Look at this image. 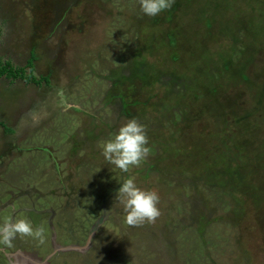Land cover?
Here are the masks:
<instances>
[{
    "label": "rangeland",
    "instance_id": "1",
    "mask_svg": "<svg viewBox=\"0 0 264 264\" xmlns=\"http://www.w3.org/2000/svg\"><path fill=\"white\" fill-rule=\"evenodd\" d=\"M31 57L47 83L0 77V225L42 233L0 245V264H264V0H174L156 17L138 0H0V60ZM223 62L258 73L257 93L223 88L238 106L210 123L189 91ZM131 117L150 151L121 173L98 142ZM125 176L157 192L152 222H123Z\"/></svg>",
    "mask_w": 264,
    "mask_h": 264
},
{
    "label": "clouds",
    "instance_id": "2",
    "mask_svg": "<svg viewBox=\"0 0 264 264\" xmlns=\"http://www.w3.org/2000/svg\"><path fill=\"white\" fill-rule=\"evenodd\" d=\"M174 0H138L139 11L147 17H156L172 7ZM34 61V60H33ZM145 126L135 117L128 118L109 137L99 141L98 147L104 161L127 173L149 154ZM114 196L121 205L123 222L129 226L152 222L159 216V196L153 189H142L132 176H125L118 184ZM42 230L24 217L0 225V245L11 247L17 236L41 237Z\"/></svg>",
    "mask_w": 264,
    "mask_h": 264
},
{
    "label": "trees",
    "instance_id": "3",
    "mask_svg": "<svg viewBox=\"0 0 264 264\" xmlns=\"http://www.w3.org/2000/svg\"><path fill=\"white\" fill-rule=\"evenodd\" d=\"M231 57L232 56H229V59L227 61V62H229L228 64L229 65L237 64L238 63V62H236L237 60H234ZM169 59L172 61L178 60L177 58H172V57ZM33 60H34L33 57L29 58L26 61L24 67H13L9 62H2L0 60V77H4L10 81L20 80L24 83H32L35 85H38L41 81L47 83L48 82L47 78L37 79L33 75V70H34ZM227 62H223V74H222V76H217V77H220L218 82H217L216 77L214 80L207 79L206 77L203 79V77H202L203 80L201 79L200 81H197V85H195L196 82L194 81L195 87H192L193 91L192 90L189 91V92H194L193 95L189 96V97H191L190 102H192V101L197 102L198 112L196 115L207 116L210 123H211V117L213 116V114H215V113L226 114V113H228V110H234L235 107L238 106L237 98L239 97V95L237 98L235 97V98H233V100H230L228 98L225 99L224 97H221L219 95V92L223 88H226L230 85H233L234 83H241V84L242 83H245V84L248 83L246 76L243 75V71L245 70V66H244V69L241 72H239V70H238L239 67L237 69L232 68L231 66H230V68H227L226 67ZM176 66H177V63H176ZM253 74H257V75H254L252 81H250L246 85L245 88L253 90L254 93L256 94L257 91L254 89L257 86V80L256 79L258 78L259 75H258V73H255V72ZM189 92L186 91V93H189ZM260 97H261V93L256 95V98H255L256 99V104H255L256 114L260 112V105L261 104L258 102V100H260ZM190 102L188 104H190ZM182 106L184 107V103ZM242 111H243V115H244L243 116L244 118H242V120L244 122L248 121V123L250 122L249 120H252V122L255 120V122H253V123L251 122L253 124V125H251V127L253 129H255L257 124H260V118L261 117L255 118L251 114L249 115L248 114L249 111H247L246 109H242ZM193 115H191V116H193ZM225 116H227V115H225ZM0 126L3 127V124L1 122H0ZM244 127H245V125L243 126L242 131H240L237 135L235 134L232 136L231 140L235 144H240V138L243 137L242 133L244 131H246L248 128H250V127H245V128ZM250 131H251V129H250ZM252 136H253V134H252ZM235 152H237V151L235 150ZM252 190H253V188H252ZM251 195H252V199H254L255 196L253 194H251ZM254 200H256V199H254Z\"/></svg>",
    "mask_w": 264,
    "mask_h": 264
},
{
    "label": "water",
    "instance_id": "4",
    "mask_svg": "<svg viewBox=\"0 0 264 264\" xmlns=\"http://www.w3.org/2000/svg\"><path fill=\"white\" fill-rule=\"evenodd\" d=\"M70 249H75V248H73L72 246H67V247H57V248H56L57 251H63V252H65V251H67V250H70Z\"/></svg>",
    "mask_w": 264,
    "mask_h": 264
}]
</instances>
